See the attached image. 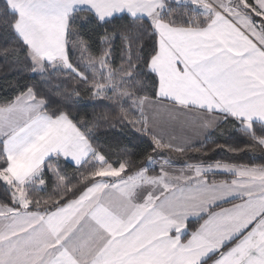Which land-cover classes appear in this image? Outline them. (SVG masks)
<instances>
[{
    "label": "snow or ice",
    "instance_id": "snow-or-ice-1",
    "mask_svg": "<svg viewBox=\"0 0 264 264\" xmlns=\"http://www.w3.org/2000/svg\"><path fill=\"white\" fill-rule=\"evenodd\" d=\"M0 264H264V0H0Z\"/></svg>",
    "mask_w": 264,
    "mask_h": 264
},
{
    "label": "trees",
    "instance_id": "trees-1",
    "mask_svg": "<svg viewBox=\"0 0 264 264\" xmlns=\"http://www.w3.org/2000/svg\"><path fill=\"white\" fill-rule=\"evenodd\" d=\"M209 147H211V145H209Z\"/></svg>",
    "mask_w": 264,
    "mask_h": 264
}]
</instances>
